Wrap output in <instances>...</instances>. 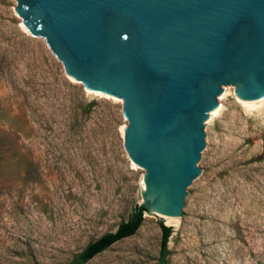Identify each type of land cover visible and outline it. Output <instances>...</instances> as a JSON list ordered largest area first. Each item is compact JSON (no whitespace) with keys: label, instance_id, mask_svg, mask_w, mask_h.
I'll use <instances>...</instances> for the list:
<instances>
[{"label":"rangeland","instance_id":"374dc122","mask_svg":"<svg viewBox=\"0 0 264 264\" xmlns=\"http://www.w3.org/2000/svg\"><path fill=\"white\" fill-rule=\"evenodd\" d=\"M15 7L0 0V134L15 141L0 177V264H71L137 211L145 170L124 148L122 102L67 75ZM223 88L181 215L143 211L134 234L83 264H157L161 224L165 264H264V99Z\"/></svg>","mask_w":264,"mask_h":264},{"label":"water","instance_id":"95a60500","mask_svg":"<svg viewBox=\"0 0 264 264\" xmlns=\"http://www.w3.org/2000/svg\"><path fill=\"white\" fill-rule=\"evenodd\" d=\"M65 73L122 102L148 214L179 217L200 178L223 87L264 99V0H16Z\"/></svg>","mask_w":264,"mask_h":264},{"label":"trees","instance_id":"16d2710c","mask_svg":"<svg viewBox=\"0 0 264 264\" xmlns=\"http://www.w3.org/2000/svg\"><path fill=\"white\" fill-rule=\"evenodd\" d=\"M14 140L7 136L0 134V177L3 176V160L5 159V152L8 148L14 144ZM144 208H140L134 212L132 217L127 221L121 222L114 232H109L102 235L94 242L87 244L80 253L73 259L71 264H83L89 260L92 256L104 250L110 244L128 237L135 233L143 220ZM161 239L160 249L157 264H165L166 256L168 254L167 241L171 234V226L160 225Z\"/></svg>","mask_w":264,"mask_h":264},{"label":"bare ground","instance_id":"6f19581e","mask_svg":"<svg viewBox=\"0 0 264 264\" xmlns=\"http://www.w3.org/2000/svg\"><path fill=\"white\" fill-rule=\"evenodd\" d=\"M223 89H224V88H223ZM262 100H263V99H261V100H259V101H262ZM143 188H144V184H143ZM156 215L159 216V215H161V214H158V213H157ZM161 216H162L166 221L171 219L170 217L165 216V215H161ZM172 219H174V218H172ZM172 219H171V220H172ZM170 222H171V221H170ZM172 222H173V221H172Z\"/></svg>","mask_w":264,"mask_h":264}]
</instances>
